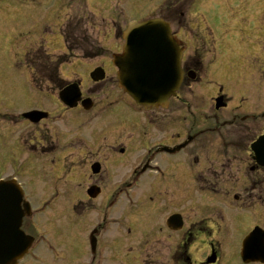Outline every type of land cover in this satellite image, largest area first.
<instances>
[{
  "label": "flooded vegetation",
  "instance_id": "flooded-vegetation-1",
  "mask_svg": "<svg viewBox=\"0 0 264 264\" xmlns=\"http://www.w3.org/2000/svg\"><path fill=\"white\" fill-rule=\"evenodd\" d=\"M179 7L178 22L172 20L183 50V82L167 107L151 110L137 105L118 84L112 86L115 69L109 57H57L51 67L45 65L52 58L43 34L24 40L31 31L22 23L11 25L21 10L0 8V20L7 23L4 47L20 69L6 79V101L0 106L25 105L18 116L0 119L9 151L22 155L31 172L63 178L68 187L61 201L58 182L43 185L53 189L41 200L23 183L21 189L8 185L17 197L6 201L10 212L22 214L20 229L31 240L18 264L61 261L65 250L58 226L68 231L70 216L82 213L95 219L85 234L86 264H264V258H242L252 232L255 254L264 255V166L252 149L264 130V111L241 102L231 106L226 92L243 96L264 87L254 88L252 81L264 73V0H182ZM166 18L172 23L171 16ZM243 63L249 69L241 70ZM68 67L75 68L72 75L65 72ZM97 67L105 70V79L93 82L90 74ZM72 82L79 84L82 98L93 100L88 111L59 98ZM91 112L98 123L93 128L85 121ZM131 156L141 160L133 173L125 162ZM120 172L124 177L104 207ZM140 177L148 183H136ZM61 202L63 214L70 208L66 219L58 216ZM113 228L120 239L114 248L107 237ZM141 240L147 248L139 247Z\"/></svg>",
  "mask_w": 264,
  "mask_h": 264
},
{
  "label": "rangeland",
  "instance_id": "rangeland-1",
  "mask_svg": "<svg viewBox=\"0 0 264 264\" xmlns=\"http://www.w3.org/2000/svg\"><path fill=\"white\" fill-rule=\"evenodd\" d=\"M172 6L176 3L182 4V0H171ZM166 0H0V8L6 9L9 13L12 11L21 10L15 14L11 18V25L22 23L23 30H26L27 33L31 31V34L24 36V40L29 38L32 40L37 38V33L43 34L44 48L50 56H58L59 54H64L66 52V45L64 39L61 34L60 28L62 27V23L67 21L68 19L76 17V19L82 18L87 21H90V24L85 25V27L89 26L88 33L93 35L94 39L98 40L100 46L104 47V50L101 51L104 53L105 57L111 56L112 52L115 51V46L123 44V40L121 38L122 31L126 29V23L131 22H141L152 16H162L168 15L164 8H166L164 3ZM14 4H17L14 6ZM177 4L176 8L173 10L172 18L176 16L179 12L180 7ZM205 6V5H203ZM216 4L212 3L210 9L216 18L217 12ZM93 14H92V13ZM175 18V17H174ZM21 19V21H20ZM75 19V20H76ZM119 21L118 24H115V28L112 27V21ZM176 22H178L179 17L175 18ZM10 25V26H11ZM4 26H7V23L1 19L0 20V102L5 103L6 101V79L19 75L20 69H15L16 64L8 58V51L4 47V36L3 30ZM116 34V39L115 35ZM105 39V40H104ZM114 42L112 43V41ZM108 43V45H107ZM116 43V45H115ZM110 44V45H109ZM11 52V51H10ZM80 56L81 54H76ZM264 60V59H263ZM46 63V61H45ZM250 65L247 63H243L241 65V70L244 68L249 69ZM264 70V65H263ZM23 72L28 73V70H24ZM65 72L68 75H72L75 72V68L68 67L65 68ZM116 85L114 81H112V86H117L116 76L114 77ZM236 80V79H235ZM254 88L263 87L264 86V73L262 75L253 76L252 78ZM234 87V85H233ZM229 97L232 98V104L244 103L251 110L256 111H264V87L261 90L253 91L251 89L249 92L242 94L239 96L232 91H226ZM19 101V100H18ZM23 101V100H20ZM127 103V100H124ZM24 102H17L15 106L12 108L5 109L3 106H0V119L11 116H18L22 112V108H24ZM133 110L132 108H130ZM92 114V118L91 115ZM89 116L85 119V121L90 122L92 128L95 127L97 123V118L93 115V112L87 113ZM83 118H81L82 120ZM83 123V122H82ZM81 123V125H82ZM5 121H0V183L8 181L10 178L15 177L19 179L23 184L27 185V190L32 194L34 199L41 200L50 198L52 195V191L49 189L53 188H45L43 185L46 183H60L56 186L57 189L60 190L59 197L61 201L68 195L67 192L63 191L68 189V187L64 186L63 183L65 180L63 178H55L45 179L44 176H41L39 172L30 171L25 167L26 165L23 163L22 155L16 154L14 152L9 151V141L5 135ZM127 165L126 167H130V171L133 167H139L141 160L137 156H131L126 159ZM49 167V166H48ZM249 175L250 171H248ZM248 175V176H249ZM122 172L119 175L115 176L112 179V188L108 190L107 196L108 198L105 201L104 207L107 205L108 200L111 196H113L114 192L117 190L116 187L120 184L123 179ZM148 177V176H147ZM179 177V176H178ZM121 178V180H120ZM120 180V181H119ZM148 179L145 178L143 180V185L147 184ZM139 193V192H137ZM136 196H138L136 194ZM141 204L142 200L139 201ZM124 204L128 205L127 202ZM60 218H68L69 209L65 208L64 214L61 211L62 207L66 204L60 203ZM94 214L85 216L84 213L77 215L76 217L70 216L69 219H75V221L69 220L68 226L66 230L68 231H59V221H58V232H59V245L62 249L65 250L64 257L57 264H86L90 258L88 255L86 245L87 237L85 236L86 230L92 228V224L95 222L93 218ZM59 218V219H60ZM102 221V219H101ZM65 220H62L60 224L65 223ZM74 227V231H72V226ZM115 228L110 230L107 233V237H109V244H111L112 248L117 247L118 240L115 236ZM70 231V232H69ZM74 234V236H73ZM125 240V239H123ZM140 248H147L145 240L139 241ZM144 264H146L144 262Z\"/></svg>",
  "mask_w": 264,
  "mask_h": 264
},
{
  "label": "water",
  "instance_id": "water-1",
  "mask_svg": "<svg viewBox=\"0 0 264 264\" xmlns=\"http://www.w3.org/2000/svg\"><path fill=\"white\" fill-rule=\"evenodd\" d=\"M124 38L126 41L124 54L116 56L114 61L120 69L118 71L121 86L139 104H143L147 108L165 105L168 98L175 94L180 83L178 73L180 55L177 52V42L171 36L169 25L157 18L134 23L126 29ZM97 79L99 78L97 77ZM66 94H68L67 91L63 93V98L71 106H74L80 98V95L77 94L74 101L71 102L72 92L65 96ZM253 148L258 155L257 160L264 165V136L253 145ZM8 185H12V183L0 185V195L8 193V196H12L15 200L17 198L15 190L6 187ZM2 201L3 199L0 197V208ZM20 217L21 214L14 215V217L11 215L8 220L16 232H19ZM3 219L0 213V224L2 225H4ZM252 239L248 237L245 242L243 255L246 260L257 259L250 254L254 246ZM0 247H3V244ZM18 257L19 255L5 256L4 253H0V264H13Z\"/></svg>",
  "mask_w": 264,
  "mask_h": 264
}]
</instances>
